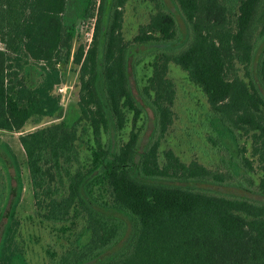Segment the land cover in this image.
I'll return each mask as SVG.
<instances>
[{
  "label": "trees",
  "instance_id": "16d2710c",
  "mask_svg": "<svg viewBox=\"0 0 264 264\" xmlns=\"http://www.w3.org/2000/svg\"><path fill=\"white\" fill-rule=\"evenodd\" d=\"M150 1L155 11L126 39L127 0H0V129L21 131L29 121L58 114L55 86L63 66L70 60L78 66L73 118L18 136L38 213L54 223L80 219L89 233L51 264H264V176L255 182L250 174L264 170V44L258 48L264 0H171L183 30L164 0ZM90 18L89 43L74 48L76 22ZM144 51L150 73L138 92L155 123L141 146L143 110L129 68ZM170 63L204 93L210 139L235 145L222 159L224 170L185 162L171 148L160 156L174 116ZM34 70L39 78L30 83ZM80 124L91 132L87 162L78 147ZM0 160L9 178L0 208V264H26L16 216L23 185L6 142Z\"/></svg>",
  "mask_w": 264,
  "mask_h": 264
},
{
  "label": "rangeland",
  "instance_id": "374dc122",
  "mask_svg": "<svg viewBox=\"0 0 264 264\" xmlns=\"http://www.w3.org/2000/svg\"><path fill=\"white\" fill-rule=\"evenodd\" d=\"M164 1L175 14L179 29L183 30V19L177 12V9L171 0ZM154 11V5L150 0H127L124 8L122 27L124 37L131 39L138 25L146 22L149 15ZM93 22L94 19L92 18L76 22L77 33L74 39V48L79 43H83L84 45L89 43L92 35ZM258 27H260V23ZM259 43L258 48L260 51L261 46L264 44V39ZM137 59L139 61L136 63ZM137 59H131L130 61L129 81L133 95L143 110L141 117L137 121V126L140 129L139 143L142 146L151 138L150 136L154 130L155 117L152 109L144 104L138 92V88L144 84L145 76L150 73L149 60L151 59V55L144 51L137 55ZM242 72L243 70L240 69V73ZM168 76L175 85V99L172 107L174 116L172 123L161 139L159 147L160 156L164 149L171 148L185 162L194 159L207 167L224 170L225 163L222 159H227L230 152L236 151L235 145L230 140H226L224 145H218L210 139L213 133L208 125L207 119L210 111L209 105L204 93L188 79L186 72L178 65L170 63ZM38 78V73L34 70L30 74L29 82L33 83ZM55 90L60 95L61 108L60 112L54 117H44L36 123L29 121L22 127L21 131L10 132L0 129V142H6L10 146L15 153L20 167L23 188L16 209V216L19 220L17 241L22 247L26 264H51L70 243L75 242L74 239L78 236H80V243L85 242L89 238L88 232L81 231L82 221L80 219H75V222L71 225L69 223H54L44 220L38 213L39 210L35 207L25 163V155L18 140L19 134L23 132L33 130L53 121H58L61 118L71 119L76 114V102L78 100L79 90L78 66L71 60L63 66L62 81L55 86ZM131 126L130 112L127 114L125 127L119 134L123 140L127 139ZM92 144L90 129L80 124L78 147L85 162L89 161ZM245 145L248 148L246 154L249 155L250 142L245 141ZM250 174L254 181L258 182L264 176V170L256 168ZM13 183L15 184V181ZM8 186L9 178L7 170L0 160V208L5 201ZM216 187L231 192H243L238 187ZM64 225H69L67 230L62 229Z\"/></svg>",
  "mask_w": 264,
  "mask_h": 264
}]
</instances>
